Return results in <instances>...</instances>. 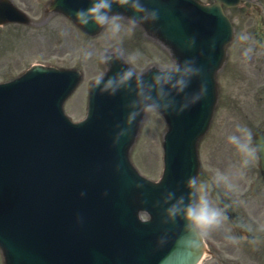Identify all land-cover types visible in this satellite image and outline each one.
Segmentation results:
<instances>
[{
	"label": "rangeland",
	"instance_id": "1",
	"mask_svg": "<svg viewBox=\"0 0 264 264\" xmlns=\"http://www.w3.org/2000/svg\"><path fill=\"white\" fill-rule=\"evenodd\" d=\"M17 1L22 2V6L37 15L38 20L42 18L41 7L46 0H27L29 4L26 0ZM252 3L260 4L263 7L262 11H264V0ZM30 6H34V8H30ZM249 6L251 7L248 8L247 12L259 11L256 9L257 6L255 4H250ZM254 22H257V20H254ZM115 23L119 24L118 29L114 27L112 20L105 31L96 38L83 37L62 16H55L48 21L44 20V23L42 22L39 25L33 24L24 27L25 29L22 31L24 36L22 38L26 37V40L16 47L13 46V55L10 56L4 49H0V76L10 73L22 67L28 61L39 57L62 65L81 66L85 68L86 78L89 81L103 71L101 52L116 46H120L124 50L137 69H142L156 61L160 64L173 63L165 54V51L150 39L138 36L141 38L140 44H142V48L137 51L131 49L127 42L128 38L121 34L123 30L124 33L131 37L132 31L130 34L128 33L130 25L122 20H117ZM11 40L13 43L17 42L15 35L11 36ZM4 46L5 43L1 40L0 48ZM81 88L69 99L66 105L67 108L71 105L84 109L85 87L82 90ZM72 112L77 117L82 115L83 110L81 111L80 108H77L73 109ZM259 119L264 120V105L261 102H256L255 99L248 100V98L235 100L231 98L228 89L224 90L212 130L201 145L203 167L207 171H216L213 166H217L219 161L214 158H228L233 154L231 150L233 149L237 155H242V157L237 158V164L242 165V171L244 173L247 172L251 177V181H253L256 177L257 156L253 159H247L236 141H234L236 143L230 149L228 140L231 139L228 132L232 131L233 136H236L240 142H245L246 137L241 129L250 130L252 133L260 125ZM164 130L165 122L163 118L157 112L150 111L144 120L138 141L132 152L133 159L140 169L153 178L160 174L163 166L161 138ZM243 161H245V164L242 163ZM224 189L232 191L236 195L240 194L239 186L234 179L230 181V186H225Z\"/></svg>",
	"mask_w": 264,
	"mask_h": 264
},
{
	"label": "clouds",
	"instance_id": "2",
	"mask_svg": "<svg viewBox=\"0 0 264 264\" xmlns=\"http://www.w3.org/2000/svg\"><path fill=\"white\" fill-rule=\"evenodd\" d=\"M121 3H127L128 0H120ZM132 6L136 8L138 11H143L142 5L139 3V0H133ZM111 0H97L91 8L87 10H81L77 12V16L80 18L81 23H87L88 16L90 15L97 23L104 24L109 19H112L114 22V27L116 29L119 28V24L115 23L119 18L118 17H109L106 9H110ZM147 18V17H145ZM132 75L131 70L126 71L124 75L121 77L122 80H127ZM100 76H97L96 83H99ZM112 83L111 80L105 85V87L110 86ZM244 132L246 141L240 142L236 136L230 137L231 140L236 141L239 145V148L242 152H244L247 159H253L257 155V147L252 146V133L250 130L241 129ZM246 159V162H247ZM188 216L192 219L197 225L205 226L210 225L216 221V218L219 216V212L209 207L206 199L201 197L200 204L195 208H189Z\"/></svg>",
	"mask_w": 264,
	"mask_h": 264
},
{
	"label": "water",
	"instance_id": "3",
	"mask_svg": "<svg viewBox=\"0 0 264 264\" xmlns=\"http://www.w3.org/2000/svg\"><path fill=\"white\" fill-rule=\"evenodd\" d=\"M112 66L114 62H111ZM134 78V77H133ZM137 83L141 86V80L134 78ZM177 98L183 99L184 94L181 96H177ZM153 101L150 98H146L143 102L142 109H144L147 103H152ZM182 107L181 103L176 105L177 112L180 111ZM75 131L74 128L70 127L68 130L63 134L62 142L64 145L72 144L73 146L77 143L83 144L84 148H89L90 146L85 143V140H82L71 132ZM97 143L99 142L100 136L95 138ZM264 151V150H263ZM108 163V161H106ZM144 201H151L150 199L143 198ZM189 233L183 234L181 239L179 240L178 246L169 253L168 256H165L164 259L160 262V264H193L196 259H198L201 255L200 249L198 247V235L195 231H188Z\"/></svg>",
	"mask_w": 264,
	"mask_h": 264
}]
</instances>
